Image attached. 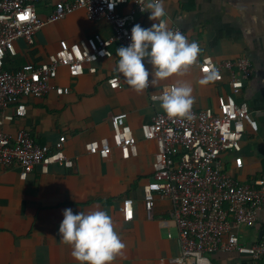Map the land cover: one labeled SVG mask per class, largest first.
Masks as SVG:
<instances>
[{
    "label": "crops",
    "instance_id": "0c3cea01",
    "mask_svg": "<svg viewBox=\"0 0 264 264\" xmlns=\"http://www.w3.org/2000/svg\"><path fill=\"white\" fill-rule=\"evenodd\" d=\"M56 1L58 0L39 1L37 9L43 20L52 14ZM131 5H123L119 11L128 14L133 8ZM164 6L166 15L159 19H165L169 27H180L189 42L195 41L199 45L202 55L212 56L217 61L245 55L251 58L254 65L253 76L244 90L235 97L237 101L248 104L258 123V130L248 127L241 141L242 150L239 155L243 158V166L235 167V154H229L226 163L231 173L242 182L264 178V0H164ZM136 18L145 27L159 21L150 20L143 13L136 14ZM65 19L69 21L70 31L63 22ZM97 34L106 40L111 39L114 28L106 19L91 20L84 10L76 11L57 22L45 25L37 33L36 46L41 49L38 54L45 56L50 50L56 52L60 39L75 43ZM18 42L22 46L18 51L19 55L16 58L7 56V66L17 68L25 58L31 63L40 62L32 45L25 40ZM120 46L125 45L114 41L109 46L112 56L96 62L98 71L95 74L86 71L84 75L73 79L68 75V70L62 68L55 82L69 87L68 94L58 97L52 91L36 101L30 97L31 100L23 101L28 108V117L4 122L0 126L12 135H16L20 129L33 131L37 135H34L37 141L42 144H52L61 135L60 129L70 126L73 130L72 134L67 135V155L80 156L76 165L78 175L72 173L71 169L55 166L50 174L39 176V172L35 171L26 181L19 180V169L0 165V264H81L72 256V247L64 243L58 234L63 210L66 208H71L74 213H88L96 209L108 213L115 231L125 244L111 264H176L173 258L179 253L177 234L172 233L171 238L167 235L170 201L157 198L153 215L148 218L143 205V185L140 183L126 196L134 198L136 202L134 218L131 221L124 220L120 209L123 197L108 203L107 195L95 198L91 188L100 175L104 176V181H109L105 175L108 173V165L112 163L87 154L84 146L89 141L97 140L101 124L106 123L111 128L110 118L113 114L127 113V124L132 128V123L142 125L156 113L164 112L159 102L151 99V95L159 94L168 84L188 82L193 89L192 108L200 110L214 105L217 96L229 91L227 83L230 76L224 73L225 83L222 84L211 81L202 83L205 77L195 67H189L185 72L158 82L155 87L136 92L116 71L119 59L116 49ZM111 76L120 78L121 87L110 88L106 80ZM60 81L64 83L61 84ZM8 112L14 113V107H10ZM141 125L136 127V131L132 128L139 137ZM143 154L144 152L131 161L138 164ZM121 160L124 161L121 167L125 170V165L130 160ZM117 169L119 166L115 165L113 176L121 184L133 182L122 168L119 170L120 174L115 173L114 170ZM59 175H65V178L58 179ZM147 176L151 179V175ZM38 177H42L45 189L51 192L47 201L49 206L39 215L38 210L30 205L32 197L29 189ZM75 194V198L71 197ZM16 209H21L22 212L16 214ZM36 219L37 222L39 220L38 227L33 228L37 224ZM258 228L259 226L257 229L245 228L243 234L254 239L258 235ZM170 229L172 232L173 227ZM213 259L216 264H264L253 263L247 257L233 252H218L213 255Z\"/></svg>",
    "mask_w": 264,
    "mask_h": 264
},
{
    "label": "built area",
    "instance_id": "2783aa9c",
    "mask_svg": "<svg viewBox=\"0 0 264 264\" xmlns=\"http://www.w3.org/2000/svg\"><path fill=\"white\" fill-rule=\"evenodd\" d=\"M39 1L0 0V126L29 116L24 99L42 98L52 91L68 94L69 87L55 82L62 68L71 77L86 71L97 73L96 62L111 56L109 46L114 41L125 46L130 43L131 28L139 23L136 14L148 15L141 12L136 0H58L52 14L43 20L37 9ZM129 3L133 5L131 12L122 14L119 8ZM79 10H84L91 20H108L114 28L113 38L106 40L97 34L75 43L60 39L58 50L45 62L24 63L16 70L5 67L7 56L19 55L16 41L25 40L33 45L36 34L45 25ZM169 28L186 36L180 27ZM190 67H195L204 77L214 70L210 81L215 84L225 83L224 73H228L229 91L220 94L212 106L200 110L191 107V120L156 113L140 127L141 137L127 124V113L113 114L110 118L112 139L102 137L100 141H89L85 151L112 163L115 151L122 159L130 160L143 152L141 140L156 141L157 150L151 153V179L142 188L143 205L151 218L157 198L170 201L167 235L173 236L171 226L176 229L179 253L173 258L175 263L181 258L183 264L189 261L194 264L192 252H199L208 264H216L213 255L218 252H233L253 263H263L264 178L242 182L226 163V157L235 154V167L243 166L239 155L241 141L248 127L258 130L248 104L235 97L252 78L253 62L246 55L217 61L199 52ZM108 81L113 88L121 87L118 76H111ZM10 107H14V113L8 112ZM67 141L68 137L61 134L52 144H42L27 129L12 135L0 127V165L19 169V178L23 181L35 171L47 175L54 166L72 169L80 156L66 154ZM135 208L134 198L123 199L120 209L126 221L133 220ZM257 226L258 235L254 239L243 234V229H257Z\"/></svg>",
    "mask_w": 264,
    "mask_h": 264
},
{
    "label": "clouds",
    "instance_id": "9594fccd",
    "mask_svg": "<svg viewBox=\"0 0 264 264\" xmlns=\"http://www.w3.org/2000/svg\"><path fill=\"white\" fill-rule=\"evenodd\" d=\"M136 2L140 4L141 12L148 13L150 20L159 22L150 27H143L139 23L132 26L130 43L116 49L119 58L116 71L131 88L142 92L174 74L187 71L197 59L200 48L195 41L189 42L181 31L171 30L166 21L159 19L166 15L164 0ZM112 6L109 5L110 8ZM214 75L213 70L201 82L212 80ZM192 91L188 82L177 81L173 86L164 87L159 95H153L151 99L158 101L168 116L191 120ZM58 234L64 243L72 247V256L81 264H111L125 247L114 229L111 217L101 209L88 213L64 209ZM191 257L194 258V264H208L207 258L199 252H192ZM176 264H183V260L177 258Z\"/></svg>",
    "mask_w": 264,
    "mask_h": 264
},
{
    "label": "trees",
    "instance_id": "16d2710c",
    "mask_svg": "<svg viewBox=\"0 0 264 264\" xmlns=\"http://www.w3.org/2000/svg\"><path fill=\"white\" fill-rule=\"evenodd\" d=\"M42 19V18H41ZM37 35V34H36ZM36 37V36H35ZM70 43H71V41H70ZM58 45H59V42H58ZM112 45V44H111ZM34 48H33V50H34V54H38L39 52H41V49L39 48V47H37L36 46V43L35 44H33L32 45ZM111 47V46H110ZM109 47V48H110ZM53 52H55L54 50H50L48 53H46L45 54V56H41V55H44V54H41V55H37V56H39L38 57V59L40 60V62L39 61H35V63H42V62H45L46 60H48V58H49V55L50 54H52ZM111 56H112V54H111ZM41 57V58H40ZM11 58H16V57H11ZM109 58V57H108ZM27 62H29V59L28 58H25V60L23 61V63L22 64H24V63H27ZM21 64V65H22ZM5 67H7V68H9V69H14V70H16L17 68H15L14 66H6V64H5ZM20 67V66H19ZM82 75H84V74H82ZM79 76H76V77H72L73 79H76V78H78ZM109 78H107V80H106V83L110 86V88H112V89H116V88H113L112 86H111V84L109 83ZM54 94H56V96H58V97H63V96H61V95H59V94H57L56 92H54ZM62 95H64V94H62ZM153 95V94H152ZM151 95V96H152ZM67 96V95H66ZM28 100H31V98H27ZM27 99H24V100H27ZM32 99H35V101L38 99V98H36V97H33ZM41 99V98H40ZM23 100V101H24ZM27 100V101H28ZM57 103H59V102H57ZM4 131H6L7 132V130H5V129H3ZM72 128L70 127V126H66V127H63V128H61L60 129V134H63V135H70V134H72ZM14 134V133H13ZM32 134L33 135H36L35 134V132H33L32 131ZM37 136V135H36ZM84 148H85V146H84ZM134 159H136V158H134ZM141 160H138V164L133 160V161H131V159H130V161L129 162H127L126 163V165H125V170H126V176L128 177V178H130V179H132V183H126V184H121L119 181H118V179H116V178H114V174H113V168H114V166L115 165H113V162H112V164H110V165H108L109 167H108V173H107V175H105V177H106V179H109V181L108 182H106V181H104V176L102 177L101 175H100V177H99V179L95 182V183H92V185H91V188H92V190H93V192H94V196H96L95 198H98V199H100L101 197H103V196H105V195H107L108 196V198H107V202L108 203H112L113 202V200H115V199H118V198H120V196L121 197H123L122 198V203H123V199L127 196V195H129L130 194V191L132 190V189H134V188H136L137 187V185L138 184H140V183H142V185H144V184H146L147 182H149V180H150V177L149 176H147V174L148 175H152L151 173H152V164H151V162H150V164H149V166H148V170H147V172L145 171V170H143V168H144V164L143 163H141L140 162ZM141 164H143L142 165V167H141ZM77 165V164H76ZM74 166V168H72L71 170H73V172L72 173H74V174H76V175H78V170H77V166ZM2 166V165H1ZM55 167V166H54ZM61 167H63V166H61ZM138 167V168H137ZM140 167H141V169H140ZM63 168H65V167H63ZM66 169V168H65ZM50 174V173H49ZM42 174H40L39 173V176H41ZM48 177V176H47ZM60 177H63V178H65V175H59L58 176V179H60ZM57 178V177H56ZM19 179V178H18ZM20 180V179H19ZM21 181V180H20ZM58 181L59 180H57V184H58ZM43 182V179H42V177H38L37 179H36V181H35V183H34V185H32V186H29V189H30V192H31V202H30V205H32L33 207H35L37 210H38V215L39 214H42V212H44V210H45V208H47V206H49V205H47V201L49 200V198H50V195H51V192H50V190H47V189H45V183H42ZM57 187V186H56ZM58 187H59V185H58ZM56 192V191H55ZM57 193V192H56ZM123 195V196H122ZM75 196H76V194L75 195H73V196H71V197H74L75 198ZM32 199L33 200H39V201H41L40 203H37V202H35V201H32ZM65 200L63 199L62 200V202H64ZM106 203V202H105ZM58 204H59V202H58ZM122 205V204H121ZM21 208V206H17V208ZM19 212H22L21 211V209L20 210H17L16 209V214H19ZM124 216V215H123ZM39 217V216H38ZM124 220H125V218H124ZM36 225H34V227L33 228H37L38 227V223H39V220H38V222H37V219H36Z\"/></svg>",
    "mask_w": 264,
    "mask_h": 264
},
{
    "label": "rangeland",
    "instance_id": "374dc122",
    "mask_svg": "<svg viewBox=\"0 0 264 264\" xmlns=\"http://www.w3.org/2000/svg\"><path fill=\"white\" fill-rule=\"evenodd\" d=\"M63 22L68 27L69 21L65 19V20H63ZM68 31H70L69 27H68ZM15 46H16L18 51H20L21 48H22V46L20 47V42H18V41L15 42ZM28 47H30V46H28ZM24 50H25V48H23V51ZM68 75H69V73H68ZM60 83L63 84L64 82L60 81ZM217 98H218V96L216 97V99ZM131 125H132V128L136 131L137 130L136 127H139L141 124H133L132 123ZM100 131L101 132L97 133V136H96L97 140L100 141L102 136L112 139L113 131H112V129L110 127L108 128V125L106 123L101 124ZM140 137H141V135H140ZM140 143H141L142 150L144 152V154L141 156V161L140 162L145 165L143 170H145L147 172L148 166H149V163H150L151 153L157 150V145H156V141L155 140H149V141L141 140ZM67 153L69 154V152H67V150H66V154ZM121 158H122L121 155L117 151H115V153H114V162H115V165L119 166V169L114 170L115 173H119V170L121 168H122L121 170L126 173V170H124V167H121L123 165V163H124V161L121 160ZM143 164H141V167H142ZM141 167H140V169H141ZM172 230H173L172 231L173 234H177L176 229L173 228Z\"/></svg>",
    "mask_w": 264,
    "mask_h": 264
},
{
    "label": "snow or ice",
    "instance_id": "6c2138e0",
    "mask_svg": "<svg viewBox=\"0 0 264 264\" xmlns=\"http://www.w3.org/2000/svg\"><path fill=\"white\" fill-rule=\"evenodd\" d=\"M23 18V17H22Z\"/></svg>",
    "mask_w": 264,
    "mask_h": 264
}]
</instances>
